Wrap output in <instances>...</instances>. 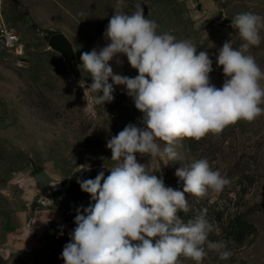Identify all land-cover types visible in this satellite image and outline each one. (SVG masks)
Listing matches in <instances>:
<instances>
[{"label": "rangeland", "instance_id": "1", "mask_svg": "<svg viewBox=\"0 0 264 264\" xmlns=\"http://www.w3.org/2000/svg\"><path fill=\"white\" fill-rule=\"evenodd\" d=\"M0 29L14 30L19 43L10 48L0 30V264H64L63 247L74 229L76 209L87 207L90 195L78 179H94L114 166L106 142L142 116L124 86L114 85V100L95 105L86 88L90 74L80 67L81 53L104 47L103 33L114 11L131 14L140 4L158 31L173 34L207 51L213 61L210 83L225 79L216 63L219 48L232 40L243 43L231 27L238 13L264 16V0H1ZM63 32L73 43L69 63L52 48L49 38ZM261 44L250 54L264 71V29ZM110 61L114 73L135 77L126 56ZM111 83V79L109 80ZM264 87V80L260 81ZM86 89V91H85ZM264 107V105H261ZM163 143V142H162ZM176 162L137 153L166 186L183 188L175 171L206 158L230 179L217 193L204 197L186 194L187 220L206 210L216 232L212 241H224L231 256L209 253L203 264H264V115L239 120L219 133L178 143ZM90 169V170H89ZM41 176H37L39 174ZM184 264H196L184 259Z\"/></svg>", "mask_w": 264, "mask_h": 264}, {"label": "clouds", "instance_id": "2", "mask_svg": "<svg viewBox=\"0 0 264 264\" xmlns=\"http://www.w3.org/2000/svg\"><path fill=\"white\" fill-rule=\"evenodd\" d=\"M158 27L140 4L131 14L114 11L103 33L106 45L81 53L93 103L112 102L114 85L124 86L142 116L141 126L129 123L107 140L115 162L107 168L110 174L100 171L94 179L77 180L90 203L76 209V226L61 253L64 264H184L189 258L203 264L212 252L222 260L231 256L224 241L209 239L217 230L206 210L186 221L178 215L190 210L186 194L219 193L230 179L201 158L176 169L183 188L174 189L139 163L136 154L176 162L179 141H198L239 120L264 115V71L249 52L261 44L264 16L242 12L231 20L243 43L235 48L230 39L219 48L216 63L225 77L219 88L210 83L208 52L197 54L196 45ZM119 55L138 75L114 73L109 62L117 58L122 66Z\"/></svg>", "mask_w": 264, "mask_h": 264}, {"label": "water", "instance_id": "3", "mask_svg": "<svg viewBox=\"0 0 264 264\" xmlns=\"http://www.w3.org/2000/svg\"><path fill=\"white\" fill-rule=\"evenodd\" d=\"M49 44L55 50L61 52L66 60L71 63L75 57V51L72 41L63 32H54L49 38ZM37 176H41L40 173ZM74 222L70 227L75 228Z\"/></svg>", "mask_w": 264, "mask_h": 264}, {"label": "built area", "instance_id": "4", "mask_svg": "<svg viewBox=\"0 0 264 264\" xmlns=\"http://www.w3.org/2000/svg\"><path fill=\"white\" fill-rule=\"evenodd\" d=\"M1 33H3V43L6 47H14L19 43V37L14 30L1 28Z\"/></svg>", "mask_w": 264, "mask_h": 264}, {"label": "crops", "instance_id": "5", "mask_svg": "<svg viewBox=\"0 0 264 264\" xmlns=\"http://www.w3.org/2000/svg\"><path fill=\"white\" fill-rule=\"evenodd\" d=\"M3 20V13H2V3H1V0H0V24Z\"/></svg>", "mask_w": 264, "mask_h": 264}, {"label": "trees", "instance_id": "6", "mask_svg": "<svg viewBox=\"0 0 264 264\" xmlns=\"http://www.w3.org/2000/svg\"><path fill=\"white\" fill-rule=\"evenodd\" d=\"M53 34V33H52Z\"/></svg>", "mask_w": 264, "mask_h": 264}]
</instances>
